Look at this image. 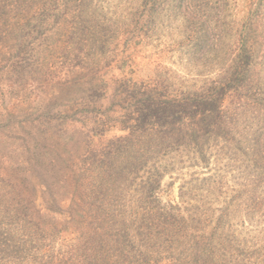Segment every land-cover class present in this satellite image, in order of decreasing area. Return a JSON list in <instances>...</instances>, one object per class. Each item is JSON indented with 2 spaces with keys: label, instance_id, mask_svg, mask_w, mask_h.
I'll return each instance as SVG.
<instances>
[{
  "label": "trees",
  "instance_id": "16d2710c",
  "mask_svg": "<svg viewBox=\"0 0 264 264\" xmlns=\"http://www.w3.org/2000/svg\"><path fill=\"white\" fill-rule=\"evenodd\" d=\"M259 2V9L264 10V0ZM227 6L228 0H0L2 40L17 38V33L19 37L29 36L34 29L45 35L53 25L63 24L67 39L73 44L68 46L76 54L82 70H95L106 61L118 60L121 70L127 67L130 71V75L125 74L116 82L117 89L121 88L126 96L123 106L126 112L116 120L126 135H117L115 142L109 144L107 158L114 166V159H122L124 152L138 156V145L143 146V153L126 169L116 170V166L109 171L107 182L119 181L133 186L134 181H126L132 177L131 180H136L141 171L144 177L140 186L117 195L122 202L117 204L118 208L122 207L125 212L118 208L102 211L94 229L90 221H85L83 240L79 237L73 244L77 256L69 260L76 264H161L162 258L152 261L151 254L161 257L169 252L165 249L171 245L175 253L170 252L168 256L172 264H177L183 262L177 257L180 244L192 241L186 245V252L191 250L184 258L186 264H264V239H261L264 229L254 232L247 224L257 220L264 225L261 130L251 125L245 128L249 131L243 138L238 136L233 127L238 116L227 114L224 105L233 92L248 100L255 96L251 87L255 53L248 31L257 12L238 24L228 21L230 18L224 15ZM176 26L187 42L186 61L198 62L195 67L198 73L192 76L194 81L189 92L177 90L179 95L165 96L150 81L140 83L139 75L130 67L134 60L126 57L119 40L130 36L131 39L137 36L143 42L158 40V31ZM215 68L219 72L216 77ZM100 126L102 133L109 128L103 121ZM252 133L251 141L248 139L251 144L246 145V138ZM232 142L238 146L233 147ZM163 149L171 150V154L185 151L190 154L191 166H202L204 170L215 157L216 171L208 178L196 177L195 187H191L190 180L184 182L179 200L164 202L159 187L164 177L173 172L169 173L167 165L160 160ZM222 154L229 163L233 154L237 160L245 162L247 169L255 170L254 175L237 178L231 191L237 203L235 213L241 217L240 230L230 223L227 210L214 208V196L221 194L225 184L223 171L218 169ZM182 155H179L182 166L174 164L180 170L188 164ZM1 186L0 199L7 201L0 208L6 222H0V264L65 262L53 258L60 252L55 248L52 233L44 227L45 215L34 211L32 206L23 208L25 198L19 186L7 176L0 177ZM90 187H86V199H94L91 204L96 207L97 188L90 190ZM194 199L197 205L203 204L192 205ZM122 212L125 216L120 215ZM91 229L96 238L92 237ZM74 230L76 232V227ZM105 230L111 232L109 237ZM136 239L145 245L147 253L138 249L142 246L135 244ZM106 240L110 242L109 253L104 245ZM193 251H197L194 257ZM61 257L66 259L65 254Z\"/></svg>",
  "mask_w": 264,
  "mask_h": 264
},
{
  "label": "rangeland",
  "instance_id": "374dc122",
  "mask_svg": "<svg viewBox=\"0 0 264 264\" xmlns=\"http://www.w3.org/2000/svg\"><path fill=\"white\" fill-rule=\"evenodd\" d=\"M260 3L259 0H228L224 14L230 18L228 21L240 24L246 16L252 17V13L257 12L248 31L251 35L250 45L255 53L251 86L255 96L248 100L240 93L233 92L224 105L227 114L234 118L238 116V120L233 123L237 135L243 138L249 131L245 128L251 125L255 126L254 129L258 127L261 130L260 144L264 148V10L259 9ZM62 26L53 25L45 35L34 29L29 36L24 34L19 37L17 33L14 39L0 38V177L7 176L19 186L25 198L23 208L31 209L32 206L34 211L45 215L44 227L52 233L55 248L60 252L53 257L55 261L76 264L69 258L72 256L75 259L77 256L73 244L83 237L81 233L86 227L85 221H90L91 228H96V221L102 217V211L118 208L117 204L122 203L118 199L119 194L140 186V180L144 177L141 171L138 174L140 179L131 180L132 177L126 181H134L133 186L119 181L108 184L109 171L116 166L117 170L134 164L135 160H139V153H143V146L138 145V156L124 152L122 159H114V166L109 163V144L115 142L117 135H126L120 130L122 125L119 120L116 121L120 114L126 112L123 110L126 96L121 93V88L117 89L116 82L125 74L130 75V71L127 67L121 70L118 60L114 63L106 61L95 70H82L78 67L76 54L68 46L73 44L69 43L66 29ZM156 35L158 40H144L145 43L137 36L132 39L131 36L129 39L121 37L119 44L126 57L134 60L130 67H134L140 83L150 81L165 96L179 95L177 90L186 94L193 86L192 76L198 73L195 71L198 62L189 64L186 61L187 42L183 39V32H179L176 26L171 30L161 29ZM218 73V68H215L214 77ZM102 121L109 126L103 133L100 126ZM252 135L246 138V145L251 144ZM228 144L231 145V141ZM242 145L246 146L244 143ZM232 146L238 145L232 142ZM170 151L161 150V162L167 165L169 173L173 172L164 177L159 187L164 202L178 201L184 182L190 180L191 187H195L196 177L208 178L217 167L215 157L204 170L202 166H191L190 154L185 151L175 154ZM182 153L181 158L184 156L183 160L188 164H184L185 168L180 170L178 167L182 166V162L179 155ZM231 158L230 163L223 154L220 159L218 169L223 171L225 184L221 194L214 196V208L217 211L227 210L230 223L240 230L241 217L235 213L237 203L233 201L234 192L231 191L237 178L254 175L255 170L247 169L245 162L237 160L233 154ZM174 164L178 166V171ZM88 186H91L90 190L97 188L96 207L91 204L94 199H86ZM6 201L0 199V208ZM202 204L199 202L197 205L194 199L192 205ZM121 209L119 207L117 210ZM124 212L120 215L125 216ZM109 218H112L110 213ZM4 219L5 215L0 222L6 223ZM256 221L247 224L253 227L254 232H260L264 225ZM105 231L109 237L111 232ZM90 233L96 238L93 231ZM261 239H264L263 233ZM136 240L138 243L135 244L142 246L138 249L142 253L146 252L145 245L139 244V239ZM191 242L180 244L177 257L183 262L177 264H186L184 258L191 253V250L186 252V245ZM104 245L107 246L106 253H109V240ZM169 246L165 249L169 252L163 253L161 257L152 253V261L162 258L161 264H172L168 255L170 252L174 254L175 250ZM203 246L204 242L200 249ZM62 254H65L66 259L62 260ZM196 254L197 251L192 256Z\"/></svg>",
  "mask_w": 264,
  "mask_h": 264
}]
</instances>
